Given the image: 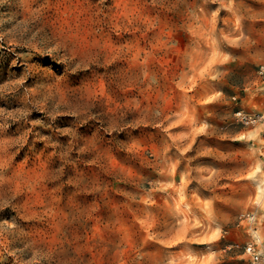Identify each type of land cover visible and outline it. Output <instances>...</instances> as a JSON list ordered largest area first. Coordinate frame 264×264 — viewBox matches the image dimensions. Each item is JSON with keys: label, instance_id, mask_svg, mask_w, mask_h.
Listing matches in <instances>:
<instances>
[{"label": "rangeland", "instance_id": "obj_1", "mask_svg": "<svg viewBox=\"0 0 264 264\" xmlns=\"http://www.w3.org/2000/svg\"><path fill=\"white\" fill-rule=\"evenodd\" d=\"M264 0H0V264L264 256Z\"/></svg>", "mask_w": 264, "mask_h": 264}, {"label": "built area", "instance_id": "obj_2", "mask_svg": "<svg viewBox=\"0 0 264 264\" xmlns=\"http://www.w3.org/2000/svg\"><path fill=\"white\" fill-rule=\"evenodd\" d=\"M260 68L261 72H263L264 66ZM246 252L249 253L252 264H264V256L261 255L252 244L246 246Z\"/></svg>", "mask_w": 264, "mask_h": 264}]
</instances>
